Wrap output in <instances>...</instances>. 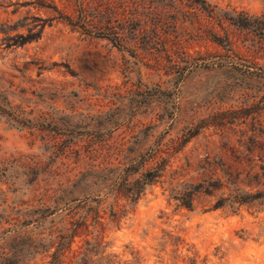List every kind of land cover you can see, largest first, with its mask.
<instances>
[{
    "label": "rangeland",
    "instance_id": "rangeland-1",
    "mask_svg": "<svg viewBox=\"0 0 264 264\" xmlns=\"http://www.w3.org/2000/svg\"><path fill=\"white\" fill-rule=\"evenodd\" d=\"M54 8L73 16L67 0H0V264H264V201L214 207L228 179L264 192V76L246 71L264 58L225 61L158 8L120 49ZM146 171L134 202L114 197ZM187 184L208 192L189 209L172 198Z\"/></svg>",
    "mask_w": 264,
    "mask_h": 264
},
{
    "label": "trees",
    "instance_id": "trees-1",
    "mask_svg": "<svg viewBox=\"0 0 264 264\" xmlns=\"http://www.w3.org/2000/svg\"><path fill=\"white\" fill-rule=\"evenodd\" d=\"M72 3L73 16L62 15L56 8L60 18L74 28L81 29L85 34L97 38H103L110 41L113 46L124 49L129 43V34H126V24L133 21L134 18L146 15L148 9L158 8L159 23L161 26L167 25L163 20L167 13H174L175 22L172 28L176 29L177 23H180L181 36H188L193 40H208L225 50L223 60L235 63V61H245L241 56L251 58H264V0L263 12L261 16H250L243 11L235 9H221L215 5L208 3L206 0H67ZM131 8V9H130ZM142 10L143 12H139ZM163 13V14H162ZM138 28L133 30L130 35L134 41L141 30L146 27L143 24H137ZM217 31H220L217 32ZM232 32L240 33L236 39H232ZM30 38L28 41L32 40ZM180 40V39H178ZM27 42V40H25ZM23 42V43H25ZM150 43V42H149ZM162 44V52L168 54L167 43L160 39ZM176 45V43H175ZM185 59V54L179 48L178 51ZM168 56V55H167ZM242 59V60H241ZM173 67H177L178 62L168 60ZM252 65L251 62H248ZM246 71L251 75H263L264 70L255 66H246ZM251 68L254 70L251 71ZM130 171H135V167L125 168L121 170L120 179L127 176ZM158 172L146 171L139 178L135 179L129 188L122 184L121 188L115 192L122 193L128 204L134 202L135 196H139L141 191L152 184L158 178ZM251 178L252 175L248 174ZM244 183L238 178L228 179L221 184V188H225L227 192L225 198L220 199L215 204V208L241 206L244 204L254 203L256 201H264V192H253L254 186L246 184L249 190H243L239 184ZM184 187H181L183 189ZM122 191V192H121ZM208 194L203 188L187 184L184 191L174 190L172 198L179 202L185 208H191L194 196L197 194ZM77 231V230H75ZM74 230L68 231V238L74 237ZM65 239V237H63ZM57 264V263H51ZM188 264H197L193 258L188 259Z\"/></svg>",
    "mask_w": 264,
    "mask_h": 264
}]
</instances>
